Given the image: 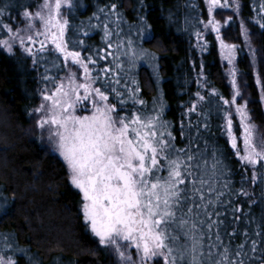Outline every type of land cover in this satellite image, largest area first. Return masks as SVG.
Listing matches in <instances>:
<instances>
[{"label": "snow or ice", "instance_id": "snow-or-ice-1", "mask_svg": "<svg viewBox=\"0 0 264 264\" xmlns=\"http://www.w3.org/2000/svg\"><path fill=\"white\" fill-rule=\"evenodd\" d=\"M205 2L209 19L198 21L203 29L195 34L197 43L204 51L202 32L211 30L219 41L222 60L232 66L233 96L219 98L222 104L217 111L232 153L251 169L255 181L257 170L264 171V134L252 122L242 98L235 66L237 46L221 38V23L214 18L216 9L232 3ZM10 7V3L0 5V32L6 36L0 38V47L11 54L18 46L33 57V65L46 61L41 77L46 83L34 109L36 127L42 134L47 132L63 159L69 182L82 194L84 222L99 243L112 249L120 264H254L257 260L264 264V231L237 226L243 209L233 204L232 197L249 196L243 182L233 189L231 179L224 178L227 173L216 150L206 153L198 144L193 149L191 135L186 147L178 146L174 126L164 118V104L148 111L138 95L141 88L130 73L140 61L151 62L155 73L158 58L143 48L138 50L131 38L121 37L122 16L116 4L109 7L104 22L95 16L96 24L81 22L75 27L67 16L75 7L73 0H38L27 6L22 28L12 26ZM260 8L264 11V4ZM234 10L239 11V3ZM256 23L264 28V16ZM89 28L103 33L104 47L94 52L80 38L90 36ZM70 31L77 34L76 39L69 36ZM244 35L247 42L246 29ZM256 83L264 100L259 75ZM195 95L196 101L184 113L189 128L191 114L204 112L205 96L199 91ZM204 127H208L206 122ZM184 132L181 121L179 135L183 137ZM238 237H242L239 242ZM4 248L11 250L7 238ZM0 264H16V260L0 255Z\"/></svg>", "mask_w": 264, "mask_h": 264}, {"label": "trees", "instance_id": "trees-1", "mask_svg": "<svg viewBox=\"0 0 264 264\" xmlns=\"http://www.w3.org/2000/svg\"><path fill=\"white\" fill-rule=\"evenodd\" d=\"M37 2L0 0V5H12L9 12L15 28L22 26V13L27 6ZM73 3L75 7L67 13L73 27L81 22L85 26L89 21L96 24L95 16L104 22L105 13L116 4L122 16L121 37L131 38L138 50L143 48L158 58L157 77L146 63L133 70L141 88L138 95L146 102L147 110L164 104V118L173 124L178 146L186 147L191 135L193 149L198 144L206 153L216 150L227 173L224 178L231 179L233 189H239L243 182L249 192L247 197H232L233 204L243 209L238 213L241 216L238 229L264 231V171L258 169L256 180H252L251 169L241 165L232 153L217 111L222 104L219 98L230 100L233 96L228 65L222 60L218 40L211 31L202 32L201 43L207 45L204 51L197 43L195 34L203 29L198 21L208 20L204 0H73ZM236 3L238 12L234 10ZM261 4L264 0H234L220 16L227 19L221 33L223 40L237 46L235 66L242 98L247 101L252 122L264 134V100L261 86L256 83L259 75L264 85V28L256 23L264 16ZM101 8L104 13L99 11ZM88 31L90 36H80L88 48L93 52L103 48L102 31L99 28ZM69 36L77 38L72 31ZM0 38H6L5 34L0 32ZM32 61L33 57L18 48L11 54L0 49V255L11 256L16 264H117L114 255L85 224L82 194L69 182L63 159L36 127L34 109L41 102L40 91L46 83L41 78L46 61L36 65ZM197 91L206 98L204 112L200 116L191 114L189 128L184 113L196 101ZM181 121L185 124L183 137L179 135ZM233 121L238 129V118L234 116ZM230 209L231 205L229 220ZM5 238L10 251L4 248ZM256 255L259 257V251Z\"/></svg>", "mask_w": 264, "mask_h": 264}, {"label": "rangeland", "instance_id": "rangeland-1", "mask_svg": "<svg viewBox=\"0 0 264 264\" xmlns=\"http://www.w3.org/2000/svg\"><path fill=\"white\" fill-rule=\"evenodd\" d=\"M234 0H230V2L232 3ZM204 2H205V0H204ZM205 4H206V2H205ZM206 6H207V4H206ZM221 14H223V9H216L215 10V13H214V18L216 19V20H218L220 23H221V33H222V28L224 27V24L226 23V20L227 19H225V17H223V16H220ZM208 19H209V17H208ZM223 20V21H222ZM202 26H203V24H202ZM22 27H24V24H22V26H21V28ZM115 27V25L113 26V28ZM208 31H211V30H208ZM212 32V31H211ZM213 34H215L214 32H212ZM215 36H216V34H215ZM221 38H222V36H221ZM223 39V38H222ZM227 43V42H226ZM218 44H219V41H218ZM36 47H39V45H37ZM15 48H18V49H20L18 46H16V47H14V49ZM219 48H220V46H219ZM0 49H4V48H2V47H0ZM13 49V50H14ZM5 50V49H4ZM20 50H22V49H20ZM6 51V50H5ZM23 51V50H22ZM34 51H35V49H34ZM143 63H145L144 61H140V62H138V64H143ZM151 62H149V64H150ZM155 63H156V61H155ZM149 64H147L148 66H149ZM157 64V63H156ZM150 67V66H149ZM232 66H230V65H228V71L230 72V68H231ZM151 68V67H150ZM151 70H152V68H151ZM152 72H153V70H152ZM158 72L156 71L155 73L153 72V74L157 77L158 76V74H157ZM130 75L131 76H133V72L132 73H130ZM135 75V74H134ZM245 99V98H244ZM238 102L237 103H240L241 101L238 99L237 100ZM158 102H159V100H158ZM153 108V107H152ZM154 108H156L155 106H154ZM43 135H44V137L46 138V140H47V142L49 143V145L51 146V148L54 150V147H53V145L49 142V140H48V136H47V132H44L43 133ZM55 152V151H54ZM57 155H59L57 152H55ZM108 250L111 252V254H113L114 255V257H115V259H116V261H117V264H120V261H119V259H118V257H117V255L115 254V252L112 250V249H110V248H108ZM134 251V250H133ZM134 258H135V256H134Z\"/></svg>", "mask_w": 264, "mask_h": 264}]
</instances>
